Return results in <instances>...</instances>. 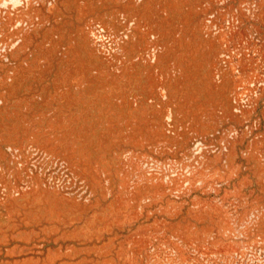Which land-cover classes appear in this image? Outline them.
Wrapping results in <instances>:
<instances>
[{
	"label": "rangeland",
	"instance_id": "obj_1",
	"mask_svg": "<svg viewBox=\"0 0 264 264\" xmlns=\"http://www.w3.org/2000/svg\"><path fill=\"white\" fill-rule=\"evenodd\" d=\"M0 264H264V0H0Z\"/></svg>",
	"mask_w": 264,
	"mask_h": 264
}]
</instances>
